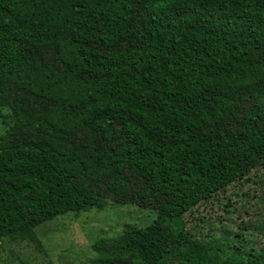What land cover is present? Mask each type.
Masks as SVG:
<instances>
[{
    "label": "trees",
    "instance_id": "trees-1",
    "mask_svg": "<svg viewBox=\"0 0 264 264\" xmlns=\"http://www.w3.org/2000/svg\"><path fill=\"white\" fill-rule=\"evenodd\" d=\"M40 48L54 50L58 67L32 57ZM17 92L41 109L10 103ZM246 100L252 107L226 133L220 125ZM3 108L0 241L39 246L27 216L59 198L77 212L110 200L157 217L102 241L96 264H264V248L238 238L227 252L183 221L264 166V0H0ZM112 121L122 141L97 146ZM126 169L148 187L130 191Z\"/></svg>",
    "mask_w": 264,
    "mask_h": 264
},
{
    "label": "rangeland",
    "instance_id": "rangeland-1",
    "mask_svg": "<svg viewBox=\"0 0 264 264\" xmlns=\"http://www.w3.org/2000/svg\"><path fill=\"white\" fill-rule=\"evenodd\" d=\"M32 57L43 59L58 67L54 60L53 49L35 50ZM10 103L24 101L32 111L41 109V101L29 97L23 92L13 93ZM253 101L246 100L235 107L237 117L228 118L220 125L227 133H235L244 114L252 107ZM9 110L0 111V135L5 133L9 125ZM110 140L106 141L101 132H96L95 144L106 143L115 147L122 141L119 121H112L109 127ZM264 133V118L259 124ZM28 131L14 133L10 139L18 140ZM86 132L75 134L74 139L81 142ZM129 182L130 191L135 192L148 184L138 179L129 169L124 172ZM106 181L90 183L93 191L103 193ZM156 213L138 209L136 206L114 205L110 200L100 210L77 212L66 199L59 198L56 203L44 211L28 215L27 218L37 234L40 245L34 246L28 241H0V264H96L98 254L96 247H104L101 242L120 236L125 224H134L141 228L149 226L156 220ZM185 230L197 239L216 242L223 248L228 241L240 239L246 247L257 252L264 248V166L250 172L243 180L229 186L223 193L198 204L183 217ZM240 246L239 243H236ZM228 252L227 246L224 249ZM222 255V254H220ZM118 264H129L120 260ZM170 264H177L171 262Z\"/></svg>",
    "mask_w": 264,
    "mask_h": 264
}]
</instances>
